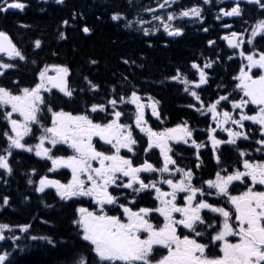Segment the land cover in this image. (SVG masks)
Returning <instances> with one entry per match:
<instances>
[{
  "label": "snow or ice",
  "instance_id": "snow-or-ice-1",
  "mask_svg": "<svg viewBox=\"0 0 264 264\" xmlns=\"http://www.w3.org/2000/svg\"><path fill=\"white\" fill-rule=\"evenodd\" d=\"M63 2L56 0L57 4ZM202 2L210 4L211 0ZM246 2L264 11V0ZM174 3L176 0H164L156 7L165 9ZM26 7L21 0H0V13ZM144 11L154 13L155 9ZM203 11L201 4H193L176 12L168 11L166 16L153 15L152 20L159 24L152 28L143 27L151 21L138 19L136 30L150 36L162 27L168 36L180 37L184 29L172 22L178 17L203 21ZM77 16L82 18L83 13H71L72 20ZM222 17H238L243 21L240 3L235 2L227 9L220 7L215 19ZM110 19L119 22L125 15L113 11ZM61 24L68 26L69 20L64 19ZM124 26L133 27V23L127 20ZM222 27L231 29L228 24ZM81 31L87 35L92 29L85 24ZM258 34H264V18L258 19L250 32L244 28L221 36L233 55L241 58L238 72L232 77V92L224 88V94L206 102L198 91L208 84L206 69L213 68L219 55L215 60L204 57L203 64L192 59V79L179 67L165 77L182 84L183 91L196 102L188 107L210 120L203 130L206 139L200 140L195 135L198 129L188 120L172 127L154 128L149 122L152 118L164 122L161 101L142 93L139 85L123 74L107 85L102 101L85 102L83 111H66L55 106L54 95L73 99L77 92L70 85L71 68L66 64L41 66L36 60L30 61L9 33L0 29V76L8 69L18 68L21 62L36 67L27 86H21L18 79L10 86L0 84V120L6 122L0 131L5 143L0 148V180L7 184L6 177L14 172L13 150L34 153L50 165L44 174L30 169L27 184L36 193L54 189L60 201L76 203L71 225L75 238L86 242L87 254L71 249L67 264H264V51L255 46ZM58 37L67 39L64 31ZM207 44L213 46L215 41L209 39ZM245 44L250 47H243ZM41 46L39 38L32 42L33 49ZM121 62L129 67L136 64L131 59L122 58ZM88 63L96 65L98 61L91 59ZM112 75L115 77L116 73ZM82 79L85 87L79 88L80 93L99 92V83L87 75ZM229 105L231 110H227ZM249 106H255L252 114L246 111ZM246 121L257 127L249 126L245 131ZM217 129L226 133L227 139H219ZM25 137L35 138L36 143H28ZM241 138L254 140L257 147L252 152L241 148L237 143ZM174 143L195 149L196 170L201 168L200 150L210 144L216 163L214 173L205 179L197 177L193 167L181 166L175 158ZM225 144L234 147L238 159L236 164L221 167L218 153ZM137 146L142 147L145 157L142 160ZM122 150L126 152L122 154ZM155 150L159 158L153 163L147 156ZM60 169L69 170L70 176L62 181L49 175H61ZM36 176L39 178L34 179ZM142 195L152 197V206H140ZM209 197L215 199L210 201ZM82 198H87L89 206H84ZM0 199V206L9 205V196ZM13 228L27 235L31 225L0 223V241H18ZM6 231L11 235L6 236ZM30 239L47 240L50 245L59 243L52 237ZM16 259L17 254L0 252V264H15Z\"/></svg>",
  "mask_w": 264,
  "mask_h": 264
},
{
  "label": "trees",
  "instance_id": "trees-1",
  "mask_svg": "<svg viewBox=\"0 0 264 264\" xmlns=\"http://www.w3.org/2000/svg\"><path fill=\"white\" fill-rule=\"evenodd\" d=\"M152 1L155 0H131L129 3L128 0H64L62 4H57L56 0H50L45 4L38 0H26L29 6L24 13H0V29L9 33L30 61L36 60L41 66L45 63L66 64L71 68L70 85L76 88L77 92L73 99L63 97L62 94L54 95L52 102L57 107H63L66 111H83L85 102L90 104L102 101L108 91L107 85L119 80L123 74L128 76L130 81L137 83L142 93L147 92L161 101L160 107L163 115L168 118V125L173 126L179 119L188 118L194 125L199 126L195 111H187L188 105L196 102L183 93L181 85L166 80L165 77L179 67L192 79V59L195 58L198 63L203 64L204 57L215 60L219 55L220 59L213 68L206 69L209 72L208 84L198 90L202 99L207 102L209 99H215L218 94H224V88L232 92V75L238 68V61L228 59L229 49L219 40L220 24L214 19V11L217 9L214 3L205 5L202 0H177L178 10L188 7L189 4H201L204 9V20L200 24L187 26L183 22L179 23L178 26L184 29L180 37L166 39L161 33L144 36L134 26L130 29L124 26L127 20L134 22L136 14L142 13L145 6ZM113 11L126 14L125 19L112 21L110 16ZM72 12L83 13V17L77 16L76 20H72ZM242 14L243 21L249 24H255L258 19L264 18V11L255 6H244ZM64 19L69 20L68 26L61 24ZM85 24L92 29L90 34L85 35L81 31ZM25 25L27 27H24ZM204 28L214 33H204ZM60 31L66 33L67 39H59ZM37 38L41 39L42 46L40 49H33L32 42ZM211 38H215V45L209 47L207 41ZM149 43L152 44L151 47L148 46ZM254 43L258 50L264 51V35L256 38ZM122 58L135 60L136 64L131 67L124 65ZM91 59L97 60L98 64H89ZM35 71V65H24L21 62L18 68L8 69L4 76H0V84L10 86L13 80L18 79L21 86H27L32 82ZM113 73H116L115 77ZM84 75L101 85L99 92L86 90L82 94L78 91L79 88L85 87L82 79ZM218 85L222 87L218 88ZM250 108L252 107L249 106ZM95 118L100 119V116ZM5 124V121L0 120V131L4 129ZM249 126L257 127L246 121L245 131ZM256 136L258 138V132ZM25 139L30 144L36 142L35 138ZM238 144L241 148H250L251 144L255 143L254 140L248 142L241 138ZM3 147L5 143L0 137V148ZM227 149L228 146L225 151ZM13 151L11 160L14 172L10 177H6L7 184L0 180V198L4 195L10 197L9 205L0 206V223H28L31 228L27 235L19 232L18 228H13L12 231L19 237L18 241H0V252L17 254L15 264H67L71 249H78L87 254L86 242L75 238L71 225L76 203L60 201L53 191L36 193L32 186L27 184L31 175L30 169L35 168L39 174H44L46 167L50 165L35 157L33 153ZM218 154L221 156V165H230V160L235 161L230 152ZM201 155L204 161L203 170L211 174L216 170L215 161L206 151ZM254 155L259 157L260 153ZM83 201L86 206V201ZM5 235L10 236L11 233L6 231ZM31 236L52 237L59 243L50 245L47 240H32Z\"/></svg>",
  "mask_w": 264,
  "mask_h": 264
},
{
  "label": "flooded vegetation",
  "instance_id": "flooded-vegetation-1",
  "mask_svg": "<svg viewBox=\"0 0 264 264\" xmlns=\"http://www.w3.org/2000/svg\"><path fill=\"white\" fill-rule=\"evenodd\" d=\"M41 1L42 2H45V3L47 2V0H41ZM21 2L26 3L25 0H21ZM128 2H129V0H128ZM187 22H189V21H187ZM222 22L224 24H226L227 23V20L222 19ZM127 28L130 29V27H127ZM243 29H244V26L242 24H240V23H238L235 26L233 25V27L231 29H228V30L227 29H222L223 31L220 34V40H221V36H223L224 34H226L229 31H242ZM160 32H161V30H157L154 35H158ZM163 34H164V37L166 39H172L174 37V36H168L167 34L164 33V31H163ZM212 39H214V38H212ZM221 41L223 43L225 42L224 40H221ZM148 46H149V44H148ZM247 46L248 45H245V47H247ZM183 93H185V92L183 91ZM185 94L187 95V97L191 98L187 93H185ZM188 109L189 110H187V109L186 110L187 111H190V112H192L194 110V109L189 108V107H188ZM250 109H251V111L249 109H246V111L251 112L250 114H252V111H254L255 108L252 107ZM227 110H231L230 105L228 106V109ZM160 111L162 113V118H163V121L164 122L161 124L160 121H156L155 118H152L149 121L150 124L154 128H156V127H172V126L168 125V122L169 121H168V118H166L163 115L164 112L162 110V107H160ZM148 115H150V112L148 113ZM195 115H196V120H197V123L199 124V126L194 125L192 123V121L190 119H188V118L187 119H179V122H181V120H188L189 123H190V125L192 127L196 126V129H198V131L195 133V135L197 136V138H199L200 140H205L206 139V133H204L203 130L207 127V125L209 124L210 120L205 119L204 116H201L196 111H195ZM198 134H200V135L198 136ZM216 135H217V137L219 139H227V134L220 132L219 129H217ZM239 142H240V139H238L237 143H239ZM226 146H228V149L225 151V147ZM255 146H256V144H251V147L250 148H248V147H245V148H247L249 152H252V150L255 148ZM173 150H174V153H176L175 158L177 159V162L181 166L188 165V166L193 167L194 171H196V173H197V177H201L202 176L203 178L207 179V178L210 177L211 174L214 173L215 170L211 174L209 172H207L206 170H203V168H204V161H203L202 155H201V168H200V170H196L195 169V156H194L195 149L192 148V147H190L189 145H184L182 143H174L173 144ZM136 151H137L138 156H139V158L141 160L145 158L144 157V153L142 151V147L137 146ZM204 151H206L207 155L212 159V153H211V146H210V144H208V147L207 148H202L200 150V153H202ZM125 152H126V150H122V154H124ZM220 152H223V153L224 152H227V153L230 152V153H232L234 155V157H235V161L234 160H232V161L230 160L229 162H232L230 165L236 164L237 159H238V155H237V152L235 151V149H234V147L232 145H227V144L221 145L220 146ZM253 154H255V153H253ZM129 155H131V154H129ZM226 155H228V154H226ZM147 158L150 160V162L156 163L157 160H158V158H159V152H158V150H155L154 152L150 153L147 156ZM223 166L224 165H221V167H223ZM165 188H166V186H165ZM213 199H215V197H209V200L210 201L213 200ZM139 204H140V206H152V197L151 196H147V195H142V197L140 198ZM161 222H162V218H161Z\"/></svg>",
  "mask_w": 264,
  "mask_h": 264
},
{
  "label": "rangeland",
  "instance_id": "rangeland-1",
  "mask_svg": "<svg viewBox=\"0 0 264 264\" xmlns=\"http://www.w3.org/2000/svg\"><path fill=\"white\" fill-rule=\"evenodd\" d=\"M211 2H212V0H211ZM218 2H220V0H216V3H218ZM153 9H155V12L154 13H150V12H146L145 13V15H144V17H143V19L145 20V21H151V23H157V24H159V21H154V20H152V16L153 15H162V16H166V14H167V12L169 11V10H167L166 8L165 9H160V8H158V7H153ZM138 20V19H137ZM179 20H180V18L178 17L177 18V23L179 22ZM193 21H194V23H200V20H198V19H196V18H193ZM174 22V21H173ZM172 22V23H173ZM151 23H146V24H144L143 25V27H147L149 24H151ZM162 28V27H161ZM163 29V28H162ZM232 57H239V55L237 54V55H231ZM240 63H241V58L239 57V66H240ZM239 69V68H238ZM254 71H256V70H254ZM237 72H238V70H237ZM236 72V73H237ZM236 75V74H235ZM59 171H66L68 174H69V176H70V171L69 170H67V169H60ZM86 200H87V198H85Z\"/></svg>",
  "mask_w": 264,
  "mask_h": 264
},
{
  "label": "water",
  "instance_id": "water-1",
  "mask_svg": "<svg viewBox=\"0 0 264 264\" xmlns=\"http://www.w3.org/2000/svg\"><path fill=\"white\" fill-rule=\"evenodd\" d=\"M228 1H230L231 3H235V2H243V3H246V4H248V5H255V4H249V3H247L246 2V0H228ZM225 18H228V19H232V18H234V17H225ZM226 29V28H225ZM226 42V41H225ZM226 44H227V42H226ZM228 46V45H227ZM253 107H255V106H253Z\"/></svg>",
  "mask_w": 264,
  "mask_h": 264
},
{
  "label": "bare ground",
  "instance_id": "bare-ground-1",
  "mask_svg": "<svg viewBox=\"0 0 264 264\" xmlns=\"http://www.w3.org/2000/svg\"><path fill=\"white\" fill-rule=\"evenodd\" d=\"M125 15H126V14H125ZM209 32H210V31H209ZM210 33H214V32L211 31ZM151 41H152V40H151ZM214 45H215V44H214ZM221 51H222V50H221ZM222 54H223V53H222ZM202 55H203V54H202ZM200 56H201V55H200ZM222 59H223V58H222ZM222 75H223V74H222ZM219 81H220V80H219ZM224 85H225V83H224Z\"/></svg>",
  "mask_w": 264,
  "mask_h": 264
}]
</instances>
